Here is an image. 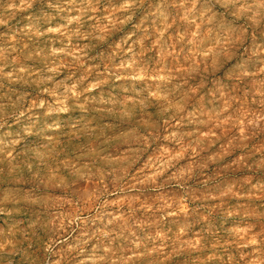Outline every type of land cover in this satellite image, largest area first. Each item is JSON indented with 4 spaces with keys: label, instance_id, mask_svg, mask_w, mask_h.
I'll list each match as a JSON object with an SVG mask.
<instances>
[{
    "label": "clouds",
    "instance_id": "9594fccd",
    "mask_svg": "<svg viewBox=\"0 0 264 264\" xmlns=\"http://www.w3.org/2000/svg\"><path fill=\"white\" fill-rule=\"evenodd\" d=\"M0 264H264V0H0Z\"/></svg>",
    "mask_w": 264,
    "mask_h": 264
}]
</instances>
